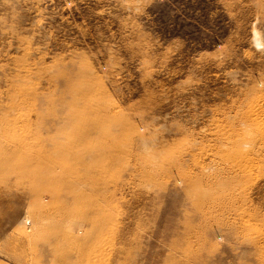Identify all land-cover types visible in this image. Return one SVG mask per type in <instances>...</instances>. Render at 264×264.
Returning <instances> with one entry per match:
<instances>
[{
    "label": "rangeland",
    "instance_id": "1",
    "mask_svg": "<svg viewBox=\"0 0 264 264\" xmlns=\"http://www.w3.org/2000/svg\"><path fill=\"white\" fill-rule=\"evenodd\" d=\"M0 264H264V0H0Z\"/></svg>",
    "mask_w": 264,
    "mask_h": 264
}]
</instances>
